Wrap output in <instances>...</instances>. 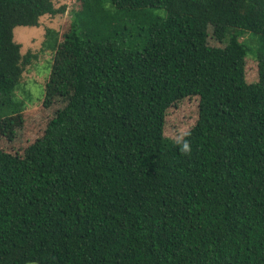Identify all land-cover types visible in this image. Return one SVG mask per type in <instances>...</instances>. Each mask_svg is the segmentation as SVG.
<instances>
[{"label":"trees","instance_id":"1","mask_svg":"<svg viewBox=\"0 0 264 264\" xmlns=\"http://www.w3.org/2000/svg\"><path fill=\"white\" fill-rule=\"evenodd\" d=\"M75 2L28 135L13 30L65 6L0 0V264H264V0Z\"/></svg>","mask_w":264,"mask_h":264},{"label":"rangeland","instance_id":"2","mask_svg":"<svg viewBox=\"0 0 264 264\" xmlns=\"http://www.w3.org/2000/svg\"><path fill=\"white\" fill-rule=\"evenodd\" d=\"M75 3V0H54L57 9L65 6L63 13L41 17L37 27L18 26L13 30V39L20 45L21 55L27 53L37 55V58L25 67L18 89L15 91V98L25 102L22 115L26 127L22 124V134L25 131L28 135H30L29 132H35L36 135L41 132L39 126L46 95L45 86L50 78L54 57L51 50L43 51L42 48L46 29L60 31L69 18V9ZM241 42L249 49V55L245 61V78L248 82H252L256 80L257 76V66L253 54L261 46L262 39L258 35L247 32L241 37ZM197 104V99L187 98L170 107L166 111L164 120V135L172 140L181 139L198 118Z\"/></svg>","mask_w":264,"mask_h":264},{"label":"clouds","instance_id":"3","mask_svg":"<svg viewBox=\"0 0 264 264\" xmlns=\"http://www.w3.org/2000/svg\"><path fill=\"white\" fill-rule=\"evenodd\" d=\"M184 149H185V151L188 150V145L187 144L184 145Z\"/></svg>","mask_w":264,"mask_h":264}]
</instances>
